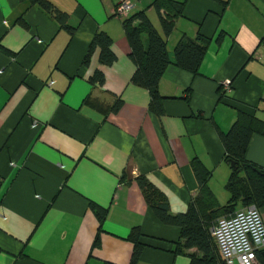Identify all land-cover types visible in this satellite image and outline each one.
I'll list each match as a JSON object with an SVG mask.
<instances>
[{
	"label": "crops",
	"instance_id": "0c3cea01",
	"mask_svg": "<svg viewBox=\"0 0 264 264\" xmlns=\"http://www.w3.org/2000/svg\"><path fill=\"white\" fill-rule=\"evenodd\" d=\"M48 1L73 32L27 0H0V264H129L134 227L136 264H190L195 250L174 252L180 229L158 221L135 178L145 176L182 213L200 189L198 160L212 194L223 189L217 202L227 201L218 131L237 112L264 120V0H175L183 12L166 38L171 61L182 37L206 48L197 74L173 64L164 72L161 117L148 90L131 82L130 47L113 14L121 0ZM129 1L161 32L153 0ZM98 31L112 40L111 65L100 64L98 48L83 62ZM96 69L101 86L89 81ZM116 99L118 110L105 109ZM246 158L264 166V136H252ZM91 203L106 209L96 246Z\"/></svg>",
	"mask_w": 264,
	"mask_h": 264
},
{
	"label": "trees",
	"instance_id": "16d2710c",
	"mask_svg": "<svg viewBox=\"0 0 264 264\" xmlns=\"http://www.w3.org/2000/svg\"><path fill=\"white\" fill-rule=\"evenodd\" d=\"M27 1L55 16L61 25L73 32L74 29L66 25V14L59 12L48 0ZM149 7H152L158 17L161 32L154 26L145 9L138 11L133 9L127 17L120 19L130 47L129 58L135 67L131 82L148 90L150 108L156 116L161 117L164 114V96L159 90V83L164 72L169 65L173 64L179 69L197 74L206 44L200 37L195 39L182 37L173 49V60L171 61L166 38L173 30L174 20L182 15L183 3L175 0H153ZM96 48L99 50L98 60L101 65H111L116 59L112 50L111 38L106 33L98 31L94 34L88 54L83 60L85 64L88 62L89 55ZM89 81L101 86L104 83L101 70L96 69ZM219 90L222 97L221 87ZM121 104V99H116L111 106H107L105 109L116 111ZM218 133L224 149L223 160L230 168L229 178L225 185L229 198L224 204H219L208 188V173L203 170L198 160L192 161L191 167L200 184V189L191 199L186 211L182 213H172L164 193L145 176L135 178L145 203L158 221L180 229V237L175 244L174 252L195 250L190 255V264H225L210 232L211 227L219 218L232 214L238 209L249 205H254L257 208L264 206V166H258L246 158L252 136L254 134L264 136V120L257 118L254 114L237 112L229 130L225 133L218 131ZM124 178L130 179L131 177L126 173ZM90 206L99 225L93 242L96 246L106 217V209L93 203ZM140 235L139 227H134L128 236V239L134 244L129 264H136L138 261L141 250ZM257 257L259 262L264 264V254L260 252ZM105 264L112 263L106 262Z\"/></svg>",
	"mask_w": 264,
	"mask_h": 264
},
{
	"label": "built area",
	"instance_id": "2783aa9c",
	"mask_svg": "<svg viewBox=\"0 0 264 264\" xmlns=\"http://www.w3.org/2000/svg\"><path fill=\"white\" fill-rule=\"evenodd\" d=\"M133 9L134 3L121 0L114 7L113 13L118 18H124ZM223 85L229 88L230 81H224ZM210 232L225 264H261L257 254H264V221L256 206L249 205L219 218Z\"/></svg>",
	"mask_w": 264,
	"mask_h": 264
},
{
	"label": "rangeland",
	"instance_id": "374dc122",
	"mask_svg": "<svg viewBox=\"0 0 264 264\" xmlns=\"http://www.w3.org/2000/svg\"><path fill=\"white\" fill-rule=\"evenodd\" d=\"M151 20H152V22L155 24V23H157V21H156V18H154V16L152 17L151 16ZM224 190L226 191V189H225V187H224ZM213 193H215L214 195V197L217 199V198H221V200H223V198H225V195H223V189H220V188H218V187H213ZM225 194H227L226 192H224ZM229 198V195H228V197H227V199ZM219 200V199H218Z\"/></svg>",
	"mask_w": 264,
	"mask_h": 264
}]
</instances>
